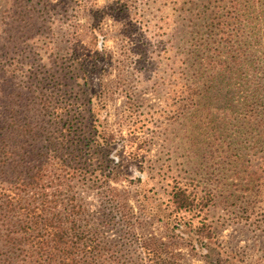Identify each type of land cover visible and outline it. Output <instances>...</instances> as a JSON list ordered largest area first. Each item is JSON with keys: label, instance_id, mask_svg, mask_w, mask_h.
Masks as SVG:
<instances>
[{"label": "rangeland", "instance_id": "obj_1", "mask_svg": "<svg viewBox=\"0 0 264 264\" xmlns=\"http://www.w3.org/2000/svg\"><path fill=\"white\" fill-rule=\"evenodd\" d=\"M227 10L238 28L232 48L245 52L243 73L253 71L264 53V0H0V40L18 41L11 54L20 73L33 80L35 70L52 90V77L61 81L81 61L89 68L84 87L96 117L124 137L107 148L117 165L111 184L135 213L157 216L123 225L97 188L81 181L84 222L105 246L99 257L107 262L117 256L119 263L143 264L140 238L168 240L170 232L179 234L176 248L186 264H264V201L247 200V164L222 161V108L237 102L235 88L251 78L222 81ZM61 82L66 102L75 101L73 81ZM254 153L249 148L245 158L257 164ZM176 181L208 199L182 231L163 222ZM201 217L212 237L196 232Z\"/></svg>", "mask_w": 264, "mask_h": 264}, {"label": "trees", "instance_id": "obj_2", "mask_svg": "<svg viewBox=\"0 0 264 264\" xmlns=\"http://www.w3.org/2000/svg\"><path fill=\"white\" fill-rule=\"evenodd\" d=\"M231 19L236 20L231 10L222 12V45L228 53L222 55V81L243 74L251 78L235 88L237 102L228 101L222 108V161L247 164L242 172L252 187L247 196L252 204L264 201V53L253 71L243 73L248 71L243 67L247 57L239 46L232 48L238 28ZM78 43L74 41L75 47ZM17 45L11 37L0 40V264H123L117 256L112 262L102 259L105 246L84 222L86 204L79 187L81 181L96 187L102 203L119 213L123 225L141 226L157 217L146 210L135 213L127 194L111 184L117 165L107 148L124 137L96 117L84 87L89 68L83 61L59 79H65L66 86L73 81L75 101L67 103L68 90H62L61 81L52 77L47 83L57 87L51 90L35 70L32 81L29 73L18 71L11 54ZM231 131L232 141L227 135ZM249 148L255 150L257 164L245 158ZM207 200L176 181L165 203V226L182 231L193 225ZM196 232L202 238L213 234L203 217ZM167 235L168 240L140 238L143 264H186L176 248L179 234Z\"/></svg>", "mask_w": 264, "mask_h": 264}]
</instances>
